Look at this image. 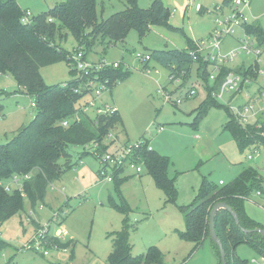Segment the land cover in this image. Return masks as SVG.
Wrapping results in <instances>:
<instances>
[{
  "label": "rangeland",
  "instance_id": "obj_1",
  "mask_svg": "<svg viewBox=\"0 0 264 264\" xmlns=\"http://www.w3.org/2000/svg\"><path fill=\"white\" fill-rule=\"evenodd\" d=\"M66 1L17 0L31 17ZM162 1L168 9L167 22L152 26L143 37L134 30L124 44L109 48L97 44L83 55L82 58L92 65L118 62L129 76L105 90L94 85V92L85 97L81 105L96 98L95 107L86 112L90 119H95L98 116L96 110L104 109L106 105H113L119 111L122 123L115 124L109 130L112 138L108 135L103 141L108 150L141 141L148 143L157 154L169 158L168 177L174 183L176 200H170L146 171L141 176L131 175L124 179L128 180L118 190L116 181H103L97 175V153L86 154L79 160L83 148L70 146L68 153L72 155L75 167L53 184L56 189L49 187L45 201L35 209H31L26 199L24 211L0 227L2 240L7 244L5 249H0V264H107L113 251L112 236L123 227L124 216L118 209L123 205L130 209L128 229L133 256L145 254L150 247H155L164 256V264H221L220 252L210 237L192 253L194 244L177 235L176 230L186 229L181 207L196 200L204 179L219 186L222 181L227 186L243 167L257 168L264 178V133L249 136L261 144H251L241 150L230 132L224 129L233 114L229 108L215 106L205 115L198 112L201 103L207 99L205 93L186 99L178 106L164 103L158 91H174L183 82L171 81L170 70L153 57L148 62L149 68L145 69L147 62L140 56L151 55L156 50L189 52L191 41L196 47V41L209 38L221 12L230 15V10L223 5V0ZM153 2L139 0L138 5L142 9H150ZM201 7L203 12L199 11ZM126 8L124 0H97L100 21ZM249 14L250 20L264 31V0H251ZM62 46L71 52L72 58L81 52L70 34ZM235 47L238 44L230 37L223 50L227 52ZM228 66L234 72L242 67L249 72L247 78L251 84L236 96L232 106L253 104L256 114L249 117V122L260 129L264 126V49L259 62L253 56L238 53ZM198 68L197 64L192 66L187 88H191L193 83L204 82ZM40 74L47 86H66L80 78L77 70L71 74L67 62L41 68ZM97 88L101 90L99 98L95 95ZM224 100L228 102V97ZM35 101L34 96L19 90L15 77L0 74V145L12 140L19 129L33 120L36 108L32 104ZM78 114L82 116V113ZM64 162V159L60 160L61 164ZM16 186L22 190L21 183ZM261 192L264 193V189ZM245 211L264 227V194L252 193L245 201ZM54 212H63L58 218L60 227L68 232L64 243L72 242L68 252L53 249L45 257L22 250L37 229L52 219ZM236 255L247 260L246 264H264V257L247 244L240 245Z\"/></svg>",
  "mask_w": 264,
  "mask_h": 264
},
{
  "label": "trees",
  "instance_id": "obj_2",
  "mask_svg": "<svg viewBox=\"0 0 264 264\" xmlns=\"http://www.w3.org/2000/svg\"><path fill=\"white\" fill-rule=\"evenodd\" d=\"M124 1L127 4L124 11L101 21L98 18L97 0H67L36 17H31L24 24L22 19L27 11L20 7L17 0H0V74L15 77L19 90L36 99L33 120L19 129L12 140L0 145V227L24 211L26 199L31 209L44 202L49 186L60 181L68 170L74 168L75 162L68 153L70 146L83 148L79 160L89 154L87 147L90 145L98 144L100 154L108 150L109 147L103 141L115 124L122 123L118 110L112 115L96 116L95 119H90L85 114L80 115V120L74 121L73 118L88 105H81V101L94 92L93 88H88V83L95 81L94 85L97 87L104 84L107 88H112L117 82L125 81L129 73L123 72L120 64L118 68L97 71L89 78L80 76L78 81L70 82L66 86H47L40 70L56 63L67 62L71 67V74L76 73L71 52L62 46L69 34L76 41L77 50L85 56L87 50L97 44L106 48L124 44L131 31L135 30L143 37L151 31L152 26L167 22L168 9L162 0H154L150 9L140 8L139 0ZM232 1L223 0V5L229 7ZM199 11L203 12V7ZM247 31L255 35L264 48V31L254 23L247 27ZM190 45L189 52L156 50L151 56L170 70V77L181 69L190 73L192 66L197 64L191 55L195 44L191 41ZM198 65L207 90L211 92L217 89L218 84L214 87L209 85L208 70L212 64L200 61ZM148 68L147 62L145 69ZM229 70L231 69H224V74ZM246 70L242 67L235 72L247 77L249 72ZM222 78L223 75L220 82ZM215 106L223 105L209 93L198 112L205 115ZM65 121L72 123L64 126ZM224 129L230 132L241 150L251 144H261L254 142V138L249 139V136L264 133V126L256 129L255 125H243L233 115ZM141 156L145 162V170L153 177L157 187L170 200L175 201L176 189L168 177L169 158L154 150L147 151L146 146L141 150ZM61 159H64V164L60 163ZM119 176L116 173L114 179L118 190L128 180L119 179ZM15 177H19L22 190L13 185ZM263 184L264 178L254 167H245L227 186L214 185L204 179L196 200L189 206L181 207L185 214L186 229L176 230L177 235L194 244V253L210 237L212 208L219 202H225L238 214L240 220L239 227L229 211L221 210L216 215V232L226 251L228 264L247 263V260L236 255L237 248L242 244L249 245L264 257V238L255 232L264 227L250 218L245 211V201L255 191H262ZM8 185H13L14 188L7 191ZM118 209L124 216L123 227L112 236L113 251L107 264H164V256L155 247H150L145 254L132 255L128 229L130 209L127 205L119 206ZM243 230L252 232L245 233ZM56 243L59 248L65 249L72 244L61 241ZM214 245L219 251L216 243ZM6 247L7 244L0 239V249Z\"/></svg>",
  "mask_w": 264,
  "mask_h": 264
},
{
  "label": "built area",
  "instance_id": "obj_3",
  "mask_svg": "<svg viewBox=\"0 0 264 264\" xmlns=\"http://www.w3.org/2000/svg\"><path fill=\"white\" fill-rule=\"evenodd\" d=\"M230 10V15L225 12H221L219 19L215 21L216 28L209 38L205 40L196 41V47L191 51V55L197 65L200 63H209L210 65L208 80L209 85L214 87L218 84V88L209 92L206 88L205 81L201 84H191V88H187L186 85L191 81V71L188 73L186 70L181 69L180 71H175L171 76V81H182L183 84L178 86L174 91H168L166 89H161L158 94L163 98L165 104H171L174 106L181 105L184 100L191 99L198 96L200 93H205L207 96L209 93L211 97L215 99L220 105L226 106L232 111V115L243 125H252L249 122V117L255 115V107L253 104L246 103L244 105H239L233 107L232 103L236 96L241 93V91L250 85V80L240 73L229 70L227 74H224V69H228V64L234 60L236 55L239 53L246 54L248 56H253L256 62H259L261 54L263 53V46L260 45L258 38L247 31V27L253 24L250 20L251 12V0H233L231 5L227 7ZM31 18L29 12L22 19L24 24L28 23ZM241 32V33H240ZM233 37L238 44V47L233 50L224 52L225 41ZM83 53H78L75 59L76 65L75 70L79 71L80 76L90 77L91 74L101 71L103 69H108L110 67L118 68L120 63L115 62L112 65H108L105 62H99L98 65L89 64L85 59L82 58ZM140 59L144 62H149L152 60L151 55L140 56ZM231 69V68H229ZM223 78L220 82V77ZM200 78V77H199ZM201 79V78H200ZM95 81L88 83V88L92 89L94 87ZM103 90L107 89L104 84H100V88ZM97 88L95 90L96 97H100L101 90ZM77 91V90H76ZM228 97V102L224 100ZM96 98L89 102L87 107L84 108L82 115L87 116V110L95 107ZM35 103L32 107H35ZM107 109V110H106ZM117 109L113 105H106L104 109L99 108L96 110L98 116L112 115L116 113ZM81 114L76 113L74 115V121L79 120ZM64 126H69V121L63 123ZM112 138V134L108 136ZM146 146L147 151H153V148L146 142H138L134 145L117 146L113 150H108L103 154L98 151V144H93L87 147L89 153H97L99 160V170L98 176L103 181L114 182L115 174H124L128 171L134 172V175L139 176L145 170V162L141 156V150ZM256 152V150H255ZM252 159V156L249 157ZM28 178V177H27ZM29 179V178H28ZM13 185H19V177H15L12 181ZM224 183L221 181L220 183ZM13 185L6 186L7 191H11L14 188ZM51 189H56L55 186L50 185ZM259 196H263V192L257 191ZM63 212L53 213L52 219L40 226L31 239L24 244L22 250L34 254H41L43 256H48L50 250H61L63 253H67L68 249L59 248L56 242H64L68 236V232L60 227L59 218ZM54 227L56 228L54 230ZM3 238V233L0 229V239ZM264 261V258H262Z\"/></svg>",
  "mask_w": 264,
  "mask_h": 264
},
{
  "label": "water",
  "instance_id": "obj_4",
  "mask_svg": "<svg viewBox=\"0 0 264 264\" xmlns=\"http://www.w3.org/2000/svg\"><path fill=\"white\" fill-rule=\"evenodd\" d=\"M221 210L229 211L232 214V216L234 217L236 225L239 227H240V220H239L238 214L232 209L231 206H229L225 202H219V203L215 204L214 207L212 208L211 213H210V223H209L210 238L214 243H216V245L219 248L222 264H228L226 251H225L224 246H223V244H222L221 240L219 239L218 234L216 232L215 219H216L217 213ZM243 231L245 233H251L252 232V231H248V230H243ZM255 232L259 233L264 238V228H259Z\"/></svg>",
  "mask_w": 264,
  "mask_h": 264
},
{
  "label": "crops",
  "instance_id": "obj_5",
  "mask_svg": "<svg viewBox=\"0 0 264 264\" xmlns=\"http://www.w3.org/2000/svg\"><path fill=\"white\" fill-rule=\"evenodd\" d=\"M120 116H121V115H120ZM121 119H122V118H121ZM120 124H121V123H120ZM85 157H86V156H85ZM83 158H84V157H83ZM76 165H77V164H76ZM74 167H75V166H74ZM244 168H245V167H243L242 170H243ZM256 169H257V168H256ZM98 170H99V169H98ZM98 170H97V175H98ZM145 171H146V170H144V172H145ZM144 172H143V173H144ZM146 172H147V171H146ZM241 172H242V171H241ZM143 173H142V174H143ZM142 174H141V175H142ZM239 174H240V173H239ZM131 175L136 176V175H134V172H132V171H128V172H126V173H124V174H121V175L119 176V179H125V178H128V179H129ZM141 175H139V176H141ZM220 183H221V182H220ZM223 185H224V184H223ZM239 257H240V256H239ZM240 258H241V257H240ZM241 259H242V258H241Z\"/></svg>",
  "mask_w": 264,
  "mask_h": 264
}]
</instances>
